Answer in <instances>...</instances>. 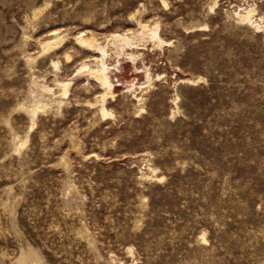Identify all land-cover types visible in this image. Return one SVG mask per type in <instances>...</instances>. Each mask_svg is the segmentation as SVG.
Masks as SVG:
<instances>
[{"label":"rangeland","instance_id":"rangeland-1","mask_svg":"<svg viewBox=\"0 0 264 264\" xmlns=\"http://www.w3.org/2000/svg\"><path fill=\"white\" fill-rule=\"evenodd\" d=\"M33 260L264 264V0H0V264Z\"/></svg>","mask_w":264,"mask_h":264},{"label":"bare ground","instance_id":"bare-ground-1","mask_svg":"<svg viewBox=\"0 0 264 264\" xmlns=\"http://www.w3.org/2000/svg\"><path fill=\"white\" fill-rule=\"evenodd\" d=\"M250 12L251 11H247L246 14L243 15V18H248ZM113 38L118 39L115 42L118 43V44H121L120 41L124 40L125 39V36L119 35V34H115L113 36ZM99 61L101 62L102 66H103L104 65V62H103L102 58ZM89 71H90L91 75H93V77L96 79V81L100 82L101 85L106 86V88L108 90L111 89L112 84L106 78V74H105L104 68H96L95 67V68H91ZM64 92H65V89H64ZM30 264H37V263H35L34 260H33Z\"/></svg>","mask_w":264,"mask_h":264}]
</instances>
